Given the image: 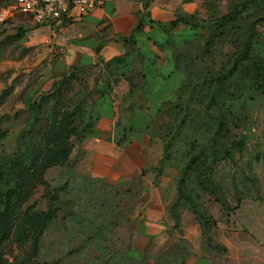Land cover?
I'll list each match as a JSON object with an SVG mask.
<instances>
[{"label": "rangeland", "instance_id": "rangeland-1", "mask_svg": "<svg viewBox=\"0 0 264 264\" xmlns=\"http://www.w3.org/2000/svg\"><path fill=\"white\" fill-rule=\"evenodd\" d=\"M206 1L189 23L160 25L152 44L144 35L96 64L69 65L66 47L34 32L28 15L0 22V264H178L186 247L170 208L179 192L224 195L232 205L264 197V0ZM20 27L27 35L13 39ZM55 90L59 108L49 99L33 143L47 158L62 146L69 153L31 178L40 161L26 132ZM112 94L118 129L132 131L115 143H141L147 157L121 178L107 170L92 130ZM156 187L166 189L167 229L140 249L145 223L161 219Z\"/></svg>", "mask_w": 264, "mask_h": 264}, {"label": "crops", "instance_id": "crops-1", "mask_svg": "<svg viewBox=\"0 0 264 264\" xmlns=\"http://www.w3.org/2000/svg\"><path fill=\"white\" fill-rule=\"evenodd\" d=\"M206 10V0H149L146 10L142 0H108L78 22L63 21L54 27H36L33 31L65 46L69 65L96 64L98 59L109 61L125 55L144 35L153 37L160 25L178 17H198ZM153 41H156L154 37L149 40L151 44ZM152 51L155 55L159 53L154 48ZM99 68L91 66L88 71ZM118 102L115 94L103 98V110L92 129L97 140L94 147L103 155L107 170L111 169L115 178L141 171L147 161L141 143L117 146L114 141L119 132L126 136L132 132L118 129L120 116L115 111ZM165 191L163 187H156L154 198L159 204L161 219L159 224L145 223L135 242L140 249L146 248L150 234L166 232L167 226L162 220L169 214ZM192 199L196 201V210L187 202L177 211V241L182 240L186 247L183 264H264L263 196H242L234 205L232 197L224 195L201 194ZM201 215L208 220L207 227Z\"/></svg>", "mask_w": 264, "mask_h": 264}, {"label": "built area", "instance_id": "built-area-1", "mask_svg": "<svg viewBox=\"0 0 264 264\" xmlns=\"http://www.w3.org/2000/svg\"><path fill=\"white\" fill-rule=\"evenodd\" d=\"M108 0H0V22L16 13L28 15L36 27L75 22L102 7Z\"/></svg>", "mask_w": 264, "mask_h": 264}, {"label": "trees", "instance_id": "trees-1", "mask_svg": "<svg viewBox=\"0 0 264 264\" xmlns=\"http://www.w3.org/2000/svg\"><path fill=\"white\" fill-rule=\"evenodd\" d=\"M142 3L144 5V9L146 10L149 6V0H142ZM194 18V16L191 17H178L175 21H172L171 23H169V25L171 26H178L182 23H189L192 19ZM142 25V20L140 22V25L137 27V30H140V26ZM28 33V29L24 28V27H20L18 29V32L12 35L13 39L16 40H22L25 35ZM121 38V37H120ZM133 40V35L130 37ZM61 92L59 90H55L53 93L47 95L46 97H43L41 99V101L37 104V114L36 117L34 119L33 124L31 125V127L29 128V130L26 132V136L28 138V140L31 141V144L33 143V132H39L42 128H38L36 129L37 125L42 121V120H47V110L45 108L46 103L49 101V99L51 98H56L57 101L55 102V104H53L52 109L55 110L57 108H59V99L61 98ZM54 137L55 139H57L59 141V144H61L63 138L65 137L64 134V130H56L54 131ZM33 148H34V160H39L40 161V165L36 168V165L34 164V169L33 171L30 173V177H36L37 174L39 173V170H44L48 167H51L55 164L61 163L63 161H65L67 159L68 156V149L64 148L62 146V148L59 149L58 152H55L54 155H52V157L47 158L46 156H44V151H40L35 145L34 143L32 144ZM191 205V207L193 209H195L194 205L196 204V201L194 199H192V196L190 195H185L183 193H178L177 195V199L175 204H173L170 208V211H172L175 214V219H176V223H175V227L178 228V214L177 211L181 208V206L185 203H187ZM196 210V209H195ZM201 218L204 221V225L205 227L208 226L209 222L207 219H205L204 215H201ZM185 255H186V250H184V253H182L179 257V262L178 264H183L184 260H185Z\"/></svg>", "mask_w": 264, "mask_h": 264}]
</instances>
